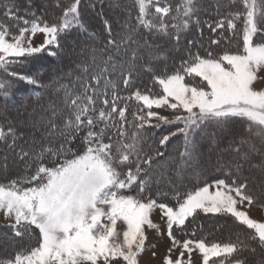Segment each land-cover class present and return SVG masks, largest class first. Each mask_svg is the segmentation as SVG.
Here are the masks:
<instances>
[{
	"label": "trees",
	"instance_id": "trees-1",
	"mask_svg": "<svg viewBox=\"0 0 264 264\" xmlns=\"http://www.w3.org/2000/svg\"><path fill=\"white\" fill-rule=\"evenodd\" d=\"M0 1L1 27L16 30L22 24L37 22L54 27L57 33V46L49 49L53 54L42 50L18 59L17 64L0 62L3 105L7 108L8 103L12 112L40 103L54 109L55 106L46 105L45 96L56 90L64 95L54 113L46 116L45 132L53 130L57 134L51 140L35 143L33 155L26 153L25 145L20 147L26 136L17 135L5 124L0 152L12 145L11 153H19L18 161L26 166L22 172L15 170L0 176V184L14 183L19 189L35 186L33 176L42 169H56L94 149V154L111 173L108 191L115 197H129L136 203L173 206L195 187L220 180L256 202L254 188L258 175L242 165L232 170L236 159L230 154L215 174L170 188L162 195L160 186L149 178L153 177L150 173L155 171L156 160L166 156L168 149L169 160L181 154L190 156L196 150L206 154L210 131L226 127L231 135L241 134V129H247L245 123L250 121L239 113L221 115L197 110L180 111L181 118L154 125L149 117L152 108H147L139 96L161 95L162 79L182 73L199 59L243 53L248 26L253 27V44L264 43V0H122L120 8L110 9H101L102 2L107 0H96L97 4L92 0H55V4L49 3L44 9L39 7L40 1L30 0L27 6L26 0ZM208 6H212L210 10H206ZM113 14L124 22H117ZM170 44H177L180 50L165 52L149 66L146 57L154 49H167ZM76 50L88 57L63 55L65 51ZM140 60L148 65L145 78L133 75V71L141 67ZM34 66H39L40 70L31 72ZM75 66L80 70L78 74L66 72ZM52 69L55 72L64 70L65 80L57 75L59 84L50 86ZM249 129L258 131L259 126L253 123ZM169 166L170 161L167 168ZM209 216L205 213L191 215L187 224L173 228V235L200 240L204 244L235 238L247 245L241 250L243 254L248 252L249 246L253 251L259 249L256 236V240L251 239L240 231L247 228L252 233L250 227L234 222L231 233L222 236L214 226L206 224L207 220L213 221L206 218ZM23 225L27 227L22 229ZM0 232H7L9 240L14 242L7 253L0 252V264L27 254L41 243V232L34 224H0ZM260 248L264 250V244L261 243Z\"/></svg>",
	"mask_w": 264,
	"mask_h": 264
},
{
	"label": "rangeland",
	"instance_id": "rangeland-1",
	"mask_svg": "<svg viewBox=\"0 0 264 264\" xmlns=\"http://www.w3.org/2000/svg\"><path fill=\"white\" fill-rule=\"evenodd\" d=\"M31 1H40L39 7L43 9L49 3L55 4V0ZM29 2L26 0L25 6ZM92 3L97 4V1L92 0ZM122 3V0H107L102 2L101 9L120 8ZM1 4L0 1V7ZM25 6L20 8L26 10ZM116 16L113 14L117 22H124ZM253 34V27L248 26L243 53L199 59L182 73L162 79L161 95H142L139 99L147 108H152L149 117L154 125L181 118L180 111L197 110L221 115L239 113L250 121L245 123L247 129L253 123L257 124L258 131L241 129V134L236 135L228 133L226 127L210 131L206 154L196 150L190 156L181 154L169 160L171 155L167 148V155L156 160L155 171L150 173L153 177L149 178L150 182L160 186L163 195L170 188L215 174L230 154L236 159L231 165L232 170L242 165L253 171V175H258L254 188L256 202L220 180L195 187L173 206L136 203L129 197H115L108 191L106 166L94 154V149H89L56 169H42L33 176L35 186L19 189L14 183L0 184V224L30 223L41 232L39 247L5 264H264V250L260 248L261 243L264 244V43L253 44ZM56 45L54 28L33 22L11 30L0 24V62L17 64L18 59L42 50L53 54L49 49ZM170 50L179 51L180 48L170 44L167 49H154L146 57L148 65H154ZM63 55L88 57L78 50L65 51ZM140 62L141 67L133 71V75L145 78L148 65ZM33 69L31 72L35 73L40 67ZM66 72L74 75L80 70L75 66ZM57 75L65 80L64 70L55 72L52 69L50 86L59 84ZM62 93L56 90L47 94L46 105L56 108L64 97ZM3 104L0 99V137L4 134L5 124H9L17 135L26 136L20 144L21 148L26 146V153L33 155L35 143L51 140L57 134L53 130L45 132L48 127L46 116H51L55 108L49 109L40 103L27 110L12 112L8 103L7 108ZM12 147L0 152L2 177L11 171L25 170L26 164L18 161L19 153H11ZM169 161L171 166L167 168ZM197 213L211 215L206 218L213 221L207 220L206 224L210 223L222 236L231 233L234 222L250 227L252 233L247 228L240 231L251 239L256 236L259 249L253 251L249 246L248 252L243 254L241 250L247 245L235 238L204 244L172 234L175 226L187 224L188 217ZM26 227L23 225L22 229ZM13 245L7 232H0V252L7 253Z\"/></svg>",
	"mask_w": 264,
	"mask_h": 264
}]
</instances>
